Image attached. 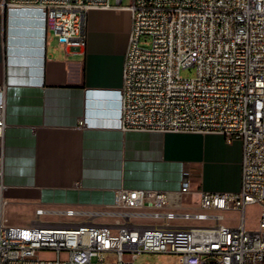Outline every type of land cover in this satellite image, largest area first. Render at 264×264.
<instances>
[{"label":"built area","instance_id":"1","mask_svg":"<svg viewBox=\"0 0 264 264\" xmlns=\"http://www.w3.org/2000/svg\"><path fill=\"white\" fill-rule=\"evenodd\" d=\"M3 3L42 8L49 33L72 52L86 48L89 11L129 10L121 129L215 133L240 141L243 153L237 191H196L185 177L176 191L121 188L112 209L39 208L35 224L25 227L1 220L0 264H136L142 253L180 255L178 264H264V0ZM186 68H195L196 75L183 77ZM5 90L1 85L0 139L7 127ZM4 167L2 153L1 193ZM194 193L198 203L192 202ZM251 204L262 208L254 230L246 219ZM226 211L238 212L236 226L223 222ZM44 215L60 221L46 225ZM77 216L83 218L62 221ZM43 251L56 257L43 259ZM110 255L117 261H107Z\"/></svg>","mask_w":264,"mask_h":264},{"label":"crops","instance_id":"2","mask_svg":"<svg viewBox=\"0 0 264 264\" xmlns=\"http://www.w3.org/2000/svg\"><path fill=\"white\" fill-rule=\"evenodd\" d=\"M131 28L125 8L91 10L86 48L72 52L49 33L42 8L0 0V86L6 85L7 122L0 139L6 186L0 192V221L30 226L39 208L112 209L121 188L176 191L185 177L196 191L240 189V141L215 133L121 129ZM199 199L194 193L192 202ZM59 221L56 215L41 219L46 225Z\"/></svg>","mask_w":264,"mask_h":264},{"label":"rangeland","instance_id":"3","mask_svg":"<svg viewBox=\"0 0 264 264\" xmlns=\"http://www.w3.org/2000/svg\"><path fill=\"white\" fill-rule=\"evenodd\" d=\"M128 3V0L124 1ZM183 77H194L196 75L195 68H186L183 69L181 72ZM261 206L259 204H251L246 209V219H247V227L251 230H254L258 226L259 217L261 214ZM225 219L224 223L229 226H236L238 224V212L236 211H226L224 212ZM145 222H151V220H143ZM187 224H192L195 222L187 221ZM43 259H53L56 257V253L52 251H43L41 254ZM67 253H62V258H66ZM107 261L109 262H116L117 256L110 255L107 257ZM180 263V255L176 254H165V253H142L137 261L136 264H178Z\"/></svg>","mask_w":264,"mask_h":264}]
</instances>
